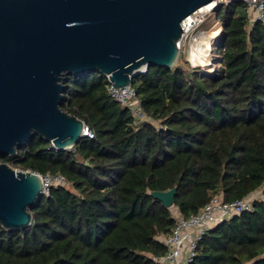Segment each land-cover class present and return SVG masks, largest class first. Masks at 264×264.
<instances>
[{"label": "trees", "instance_id": "obj_1", "mask_svg": "<svg viewBox=\"0 0 264 264\" xmlns=\"http://www.w3.org/2000/svg\"><path fill=\"white\" fill-rule=\"evenodd\" d=\"M221 23L215 67L151 65L132 85L144 119L111 98L99 72L71 74L61 106L94 136L61 150L37 135L12 167L62 174L30 207L25 229L0 224V264H161L162 237L214 196L225 202L262 189L263 198L199 240L189 264H264V20L234 0ZM177 187L173 206L152 196Z\"/></svg>", "mask_w": 264, "mask_h": 264}, {"label": "water", "instance_id": "obj_2", "mask_svg": "<svg viewBox=\"0 0 264 264\" xmlns=\"http://www.w3.org/2000/svg\"><path fill=\"white\" fill-rule=\"evenodd\" d=\"M213 1L0 0V155L37 135L74 147L85 122L61 106L67 77L99 72L125 86L151 65L173 67L182 22ZM176 192L152 196L171 207ZM42 195L38 173L0 161L1 225L28 228Z\"/></svg>", "mask_w": 264, "mask_h": 264}, {"label": "built area", "instance_id": "obj_3", "mask_svg": "<svg viewBox=\"0 0 264 264\" xmlns=\"http://www.w3.org/2000/svg\"><path fill=\"white\" fill-rule=\"evenodd\" d=\"M234 0H214V5L211 9L217 8L219 5L228 4ZM245 4V14L248 19L253 22L255 20H264V0H240ZM210 9V10H211ZM199 13L195 16L194 26L188 31H183L182 38L178 41L179 48L185 43L187 36L197 28L205 19L207 12ZM184 23V21H183ZM147 67L142 70L145 72ZM108 79L107 90L111 98L119 102L122 106L130 109V113L134 118V124L138 125L144 119L141 102L136 95V90L132 84L125 86H116ZM94 136V130L86 123L82 130V137ZM52 146L53 143H51ZM55 147V146H54ZM31 171V170H28ZM35 172V171H33ZM40 175L43 182V194H48L52 186L66 185L68 181L62 174H42ZM252 196V195H251ZM247 196L244 199L234 202H225L221 196L212 197L197 213H193L188 217L180 214L178 210H174L176 218L175 225L169 236L162 237V241L168 245V252L160 258L161 264H181L182 256L185 257V264H189L196 252V247L199 240L206 232L220 223L223 220L240 215L246 210L253 207V202L256 198Z\"/></svg>", "mask_w": 264, "mask_h": 264}, {"label": "rangeland", "instance_id": "obj_4", "mask_svg": "<svg viewBox=\"0 0 264 264\" xmlns=\"http://www.w3.org/2000/svg\"><path fill=\"white\" fill-rule=\"evenodd\" d=\"M200 34H203L205 38L209 42L210 48V56L212 55L211 59L205 56L204 51L201 52L200 56L202 60L200 62H196L199 64H195L194 62V52L193 51H200L205 49L203 46L202 41H199ZM221 34V23L216 19L214 9H211L207 12L206 19L190 34L187 36L185 43L181 45L179 48V57L175 64L186 65V62H189L191 66L198 67H207L212 68L218 64L220 56L216 53V48L218 45V37ZM200 58V59H201ZM67 186H69L67 184ZM251 198L261 199L263 198V191L262 189L257 190L251 194Z\"/></svg>", "mask_w": 264, "mask_h": 264}, {"label": "bare ground", "instance_id": "obj_5", "mask_svg": "<svg viewBox=\"0 0 264 264\" xmlns=\"http://www.w3.org/2000/svg\"><path fill=\"white\" fill-rule=\"evenodd\" d=\"M214 5V1L213 2H210L206 5H204L203 7L199 8L197 11H195L194 13H192L191 15H189L185 20H184V23L182 22V27H183V31H188L191 27L194 26V21H195V16L199 13H203L205 12L206 10H210ZM199 41L203 43V46L205 49L203 50H200V51H193L194 52V62L195 64H199V63H196V62H200L202 60L200 54L201 52L204 51L205 53V56L208 57V59H211L212 58V55L210 56V48H209V42L208 40L205 38V36L203 34H200V37H199ZM201 58V59H200ZM200 60V61H199Z\"/></svg>", "mask_w": 264, "mask_h": 264}, {"label": "crops", "instance_id": "obj_6", "mask_svg": "<svg viewBox=\"0 0 264 264\" xmlns=\"http://www.w3.org/2000/svg\"><path fill=\"white\" fill-rule=\"evenodd\" d=\"M251 194H253V193H251ZM251 194L249 196H251ZM181 262H182L181 264H185V257L184 256H182Z\"/></svg>", "mask_w": 264, "mask_h": 264}]
</instances>
